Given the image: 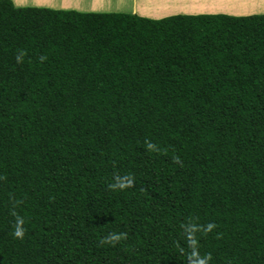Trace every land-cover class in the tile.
<instances>
[{"label":"trees","instance_id":"16d2710c","mask_svg":"<svg viewBox=\"0 0 264 264\" xmlns=\"http://www.w3.org/2000/svg\"><path fill=\"white\" fill-rule=\"evenodd\" d=\"M254 13L0 0V264H264Z\"/></svg>","mask_w":264,"mask_h":264},{"label":"rangeland","instance_id":"374dc122","mask_svg":"<svg viewBox=\"0 0 264 264\" xmlns=\"http://www.w3.org/2000/svg\"><path fill=\"white\" fill-rule=\"evenodd\" d=\"M16 7L76 10L84 13L136 14L150 19L177 15L229 14L246 16L264 12V0H12ZM254 11V12H253Z\"/></svg>","mask_w":264,"mask_h":264},{"label":"clouds","instance_id":"9594fccd","mask_svg":"<svg viewBox=\"0 0 264 264\" xmlns=\"http://www.w3.org/2000/svg\"><path fill=\"white\" fill-rule=\"evenodd\" d=\"M20 57L18 56L17 57V60L19 61ZM41 59H44L43 57ZM150 148L153 147V145L149 144L148 145ZM132 183L131 181V178L130 177H122V178H119L117 183L115 185H112V187H119L121 189L127 187V186H130ZM22 224H23V218L21 217H17V220H16V229L13 233L14 236H16L17 238H22L23 236V228H22ZM214 227V225L212 224H209L208 225V230H211L212 228ZM187 231L189 232V234L191 235L192 232H193V228L192 227H189L187 229ZM120 237L118 235H112L109 237V239L111 240H118ZM194 241H192V244L194 245ZM211 260V256L210 255H205L203 257H200V256H197L196 259H195V264H208V262ZM190 264H191V261H190Z\"/></svg>","mask_w":264,"mask_h":264},{"label":"bare ground","instance_id":"6f19581e","mask_svg":"<svg viewBox=\"0 0 264 264\" xmlns=\"http://www.w3.org/2000/svg\"><path fill=\"white\" fill-rule=\"evenodd\" d=\"M254 12V11H253Z\"/></svg>","mask_w":264,"mask_h":264}]
</instances>
